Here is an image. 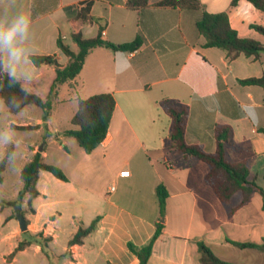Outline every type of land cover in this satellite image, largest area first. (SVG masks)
Wrapping results in <instances>:
<instances>
[{"label":"crops","instance_id":"crops-1","mask_svg":"<svg viewBox=\"0 0 264 264\" xmlns=\"http://www.w3.org/2000/svg\"><path fill=\"white\" fill-rule=\"evenodd\" d=\"M85 1L93 2L90 18L76 24L85 38H94L101 31L103 41L119 45L141 35L143 44L132 53L94 48L80 74L59 86L53 104L74 106L72 117L80 99L97 94H112L116 107L105 140L91 154L79 145L81 150L63 142L72 138L64 135L66 130H54L64 155L62 164H53L62 168L68 181L42 171L37 183L40 195L31 201L34 213L25 215L27 235L42 232L52 241L46 249L32 244L19 253L34 247L47 264H52V259L62 264H139L129 245L142 248L154 236L160 217L156 189L163 186L168 193L165 229L153 246L148 264H200L199 242L221 260L264 264V250L242 249L231 243L264 245L262 193L255 191L242 203V193L237 192L223 204L206 182L209 165L173 147V119L161 107L163 102L188 107L186 139L208 152L215 151L214 125L231 126L227 160L245 161L249 180L264 187V88L239 82L264 75V53L258 59L242 54L230 60L223 50L206 47L196 27L203 12L227 13L240 37L264 45V33L258 29H264V12L247 0H238L235 6L232 0H200L201 8L192 11L155 7L163 0H148L151 7L143 14L142 27L138 13L125 6L128 0H20L32 19L38 56H53L62 66L68 63L57 40L62 37L70 47L63 26H68L71 37L69 21L86 8L82 4ZM36 68V80L24 85L45 99L56 72L52 66ZM48 116L51 118V112ZM28 125L51 134L48 118L34 125L10 126L20 130L18 127ZM29 148L31 157L20 176L35 153L40 152L44 161L49 157L47 150L40 151L32 144ZM11 149L13 146L9 152ZM123 171L129 176L122 177ZM112 185L115 190L110 192ZM22 189L23 182L18 194ZM23 206L29 207L27 197ZM61 209L71 217L68 230L56 226ZM97 217L96 230L81 245L69 246L78 229L88 227ZM27 235L19 226L13 229L7 236L14 241L13 251ZM63 237L66 244L62 252H55L54 246ZM16 260V256L5 259L10 264Z\"/></svg>","mask_w":264,"mask_h":264},{"label":"trees","instance_id":"trees-1","mask_svg":"<svg viewBox=\"0 0 264 264\" xmlns=\"http://www.w3.org/2000/svg\"><path fill=\"white\" fill-rule=\"evenodd\" d=\"M56 1V0H55ZM238 0H232V6L237 4ZM255 8L264 12V0H247ZM86 8L81 10L76 19L69 21L72 28L71 39L77 46V51H73L64 41L62 37L57 40L58 49L63 55L68 58V63L65 66L58 64L53 56H33L32 60L36 61V66H52L55 69L56 75L50 87L46 98H42L39 94L33 92L30 87L24 85L27 92L21 90V84L16 83L9 86L8 77L6 74L0 73V99L3 100L8 110L12 114H17L26 106L34 105L41 108L46 116L52 110L53 101L58 94L59 86L72 82L82 71L86 57L91 50L97 47H105L114 52H135L140 49L143 44V38L138 35L135 40L125 44H113L103 41L101 31L94 38H85L80 30L76 29L78 22H85L90 18V8L92 1H85ZM125 6L133 11H136L140 16V25L144 27L143 14L150 9L148 0H128ZM155 7L180 8L184 10H199L201 8L200 0H163L154 5ZM92 18V17H91ZM196 27L198 32L205 39V46L209 48H219L223 50L230 60L238 58L244 54L247 57L258 59L264 53V45L260 42L242 38L231 27L227 13H208L203 12L201 18L197 21ZM259 31L264 33V29L258 27ZM242 85H254L264 88V75L261 78H250L239 80ZM18 105V107H16ZM116 107V102L112 94L102 93L93 95L87 99H80L78 102V110L71 119V124L74 129L64 131V135L72 137L77 144L87 154L93 153L105 140L113 112ZM164 111L170 114L173 119L172 126V144L173 147L183 153L185 156L195 157L200 161L209 165L210 171L206 176V182L211 186L217 198L223 203L228 204L232 196L241 192L243 199L242 203L249 201L255 191H259L263 195L264 207V187H259L255 181L249 180L250 172L245 161L230 162L226 158V148L232 144V128L229 125L216 124L213 127V137L215 140V151L208 152L202 145L191 144L186 139V125L190 115V109L186 106L161 103ZM38 126H20V130H34ZM264 132V128L262 129ZM11 151L0 162V184L3 182V173L6 165L11 159ZM42 171L51 173L54 177L61 181H68L67 176L57 166L48 164L44 161L40 152L35 153L31 161H29L21 171V180L23 189L19 192L16 200V205L25 216L26 213L22 210L24 199L28 198V206L30 213H34L31 207V201L37 198L40 193L37 189V183ZM264 180V170H263ZM157 197L160 205V217L156 223V232L149 243L142 247L136 248L129 245L130 250L138 257L139 264H148V259L152 253L153 246L156 240L164 233L165 229V205L168 198V193L163 186H158L156 189ZM4 205L0 198V207ZM13 218V217H11ZM97 217L86 228L80 227L73 238L68 242L69 246L81 245L83 240L92 234L99 222ZM28 234V231L23 233ZM52 241L51 237H44L42 232L36 235H27L25 239L19 242L15 250L8 256L7 261L12 260L19 252L25 250L32 244H41L43 249H46ZM231 243L239 248H259L264 250V245H256L252 243ZM199 262L200 264H236L227 262L218 258L214 252L203 242L198 243Z\"/></svg>","mask_w":264,"mask_h":264},{"label":"rangeland","instance_id":"rangeland-1","mask_svg":"<svg viewBox=\"0 0 264 264\" xmlns=\"http://www.w3.org/2000/svg\"><path fill=\"white\" fill-rule=\"evenodd\" d=\"M63 31L67 36V43L74 50H77L76 44L70 37L69 28L67 25L63 26ZM0 107L4 109L0 112V128L13 124H31L34 125L39 119H50L51 134L46 133V130H18L13 129L15 132L16 143L8 144L4 148H0V162L8 154L9 149L13 146V151H19L22 153V157L17 159L15 162L12 159L6 166V170L3 173V183L0 184V198L3 200L4 205L0 210V264H10L5 261L6 258L13 252L11 239L7 236L11 235L14 228L19 226L18 214L22 212L16 205V200L18 198V191L22 187V182L20 179V170L22 166L31 157V150L29 145L37 146L39 150L42 148L47 150L49 157L45 159L48 164H62L63 152L59 150V141L56 139L55 129L58 131L73 129L70 119L72 117L74 106L71 104H66L65 106H59L53 104L51 110V118L46 116L45 112L34 105H30L25 108L24 115L12 114L9 112L7 106L0 99ZM61 136V135H60ZM63 142H67L68 146L71 147L73 143L79 148L76 140L74 138L64 139ZM81 150V149H80ZM76 156V153H74ZM57 166V165H54ZM60 168L59 166H57ZM62 170V168H60ZM63 171V170H62ZM22 210L27 214H30L29 207L23 206ZM61 216L57 217L56 226L62 230H68L71 227V217L65 210L61 209ZM8 216V217H7ZM7 217V219H6ZM13 217L12 219H10ZM10 219L8 222L5 220ZM23 239L26 236L22 237ZM64 237L60 242L54 246L55 252H62V247L65 245ZM16 262L13 264H47L46 258L42 254H36L35 248L31 247L24 253H19L16 255ZM52 264H62L57 259L51 260Z\"/></svg>","mask_w":264,"mask_h":264},{"label":"clouds","instance_id":"clouds-1","mask_svg":"<svg viewBox=\"0 0 264 264\" xmlns=\"http://www.w3.org/2000/svg\"><path fill=\"white\" fill-rule=\"evenodd\" d=\"M36 55L30 14L20 0H0V73L7 75L9 86L23 81L21 90L27 92L24 84L33 83L37 76L36 61L31 59ZM19 114L24 115V110ZM13 143L16 140L11 126L0 128V148ZM21 157V152L13 151L10 158L15 162Z\"/></svg>","mask_w":264,"mask_h":264},{"label":"water","instance_id":"water-1","mask_svg":"<svg viewBox=\"0 0 264 264\" xmlns=\"http://www.w3.org/2000/svg\"><path fill=\"white\" fill-rule=\"evenodd\" d=\"M42 151V148L40 149ZM18 219H19V228L22 233L28 231V221L25 218V216L21 213L18 214Z\"/></svg>","mask_w":264,"mask_h":264},{"label":"built area","instance_id":"built-area-1","mask_svg":"<svg viewBox=\"0 0 264 264\" xmlns=\"http://www.w3.org/2000/svg\"><path fill=\"white\" fill-rule=\"evenodd\" d=\"M120 175H121L122 177H128V176H129V172H128V171H123V172L120 173ZM114 190H115V186L112 185V186L110 187L109 191H110V192H113Z\"/></svg>","mask_w":264,"mask_h":264}]
</instances>
